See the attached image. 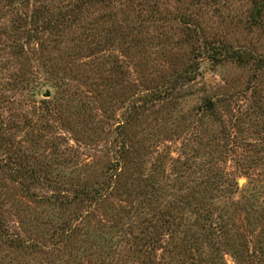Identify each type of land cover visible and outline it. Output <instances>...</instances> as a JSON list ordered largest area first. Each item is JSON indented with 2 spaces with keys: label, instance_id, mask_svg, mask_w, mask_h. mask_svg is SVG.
Instances as JSON below:
<instances>
[{
  "label": "rangeland",
  "instance_id": "obj_1",
  "mask_svg": "<svg viewBox=\"0 0 264 264\" xmlns=\"http://www.w3.org/2000/svg\"><path fill=\"white\" fill-rule=\"evenodd\" d=\"M261 1L121 0L95 41L21 50L0 0V264H264Z\"/></svg>",
  "mask_w": 264,
  "mask_h": 264
},
{
  "label": "trees",
  "instance_id": "obj_2",
  "mask_svg": "<svg viewBox=\"0 0 264 264\" xmlns=\"http://www.w3.org/2000/svg\"><path fill=\"white\" fill-rule=\"evenodd\" d=\"M117 1L121 2V0H58L53 3V6H51V1L48 2L47 0H8L9 6L15 8L16 10L15 18L12 20V24L15 27L16 33H19L18 35L20 37L23 36L25 41H27L26 43L24 42L18 44V48L23 50L24 44L30 45V47H33L32 45L35 43L36 45L43 44L44 40L40 37V35L47 29H50L49 33L52 34V39L50 41H53V43L58 47L60 44L63 45V43L65 45L64 41L68 39L71 42H75L78 38H82V36L85 37L84 39L86 40L95 41L96 37H102L100 36L101 32L107 30V25L105 23L109 21V17L112 16L108 9L111 8L113 4H117ZM105 5H107L108 7L105 8V11H108L110 16L107 19L104 18L105 16H99L101 18H94L92 15L97 14L95 12L96 9L100 10L102 7H105ZM31 6L33 7V9L29 12L28 9ZM25 9H27V11ZM257 9L258 15H260L264 10V0L257 3ZM21 10H23V12ZM24 10L26 12H24ZM77 31H79V33ZM20 37H18L17 39H20ZM202 42L203 46L197 52V55H199L200 58H203L205 56L212 62V64H214L215 62L219 61L221 55L225 54V52L219 53V50H221L219 45L217 46L216 44H212L206 39H202ZM60 84L61 81L59 82V79H55L54 82L44 80L42 83V85L53 86L56 88H59ZM37 87L38 86H35L31 89V95L35 97H37L40 91V87ZM3 92L4 88L3 86H0V101H4L3 97L1 96V93ZM44 101L45 99H43V102ZM206 106L208 110L215 111V102L212 99L209 98L207 100ZM4 125L5 124L0 122L1 148L5 147L3 140L7 139ZM8 152L6 151L5 157L7 159L6 162L9 163V161H11L13 158L8 154ZM127 153V151L126 153L122 151L120 156L114 161L113 165L116 166L114 177H117L115 182L113 180L112 174L110 177V184H103L95 189L79 188L75 191L74 196L78 197L81 200L86 197L89 199H95L96 202L106 200L109 192L117 187L116 183L119 182L122 173L120 171L118 172V167L123 159L129 158V155H127ZM160 190L161 189H158V191ZM173 202V200L168 201L169 207L173 208ZM145 206H147L146 203L139 204V206L136 208V211L138 213L141 211H145ZM212 225V223L209 224L210 228L214 226Z\"/></svg>",
  "mask_w": 264,
  "mask_h": 264
}]
</instances>
